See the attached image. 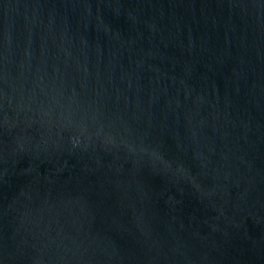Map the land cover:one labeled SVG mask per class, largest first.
Listing matches in <instances>:
<instances>
[{"label": "water", "instance_id": "1", "mask_svg": "<svg viewBox=\"0 0 264 264\" xmlns=\"http://www.w3.org/2000/svg\"><path fill=\"white\" fill-rule=\"evenodd\" d=\"M0 264H264V0H0Z\"/></svg>", "mask_w": 264, "mask_h": 264}]
</instances>
